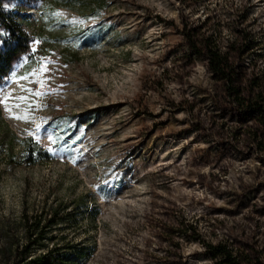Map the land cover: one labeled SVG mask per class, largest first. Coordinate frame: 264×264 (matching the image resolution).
<instances>
[{
  "label": "rangeland",
  "instance_id": "rangeland-1",
  "mask_svg": "<svg viewBox=\"0 0 264 264\" xmlns=\"http://www.w3.org/2000/svg\"><path fill=\"white\" fill-rule=\"evenodd\" d=\"M104 1L93 13L72 0H1L28 50L0 78V99L39 88L13 72L51 63L31 107L0 103V244L5 231L24 242L23 214L58 209L35 255L57 243L73 248L70 264H213L198 234L264 264V128L172 27L209 16L224 43L235 27L251 31L260 43L241 62L246 79L264 72V0ZM5 36L0 27V50ZM29 138L47 160L24 161Z\"/></svg>",
  "mask_w": 264,
  "mask_h": 264
},
{
  "label": "trees",
  "instance_id": "trees-1",
  "mask_svg": "<svg viewBox=\"0 0 264 264\" xmlns=\"http://www.w3.org/2000/svg\"><path fill=\"white\" fill-rule=\"evenodd\" d=\"M77 2V0H72ZM82 7H91L93 13L106 7L104 0H79ZM210 21L207 16L200 26H188L181 19L180 27L172 24L184 40L185 47L193 59L205 62L212 81L220 87L223 95L236 106L239 111L249 115L255 123L264 128V72H254L246 79L242 78L241 62L259 46V40L251 31L245 28H232V37L224 43L221 31L206 24ZM0 27L6 36L0 50V78L9 75L12 61L19 54L28 50V36L21 29L16 18L6 13L0 0ZM258 57V56H255ZM254 62V57L249 63ZM23 159L28 165L37 160H47V152L40 148L30 138L25 140ZM58 219V209L49 214L27 217L23 214L21 225L24 229V242L13 238L5 231L0 244V264H70L69 254L73 253L71 246L53 244L39 254L33 249L43 241L47 230ZM8 230V229H6ZM192 231L193 228H190ZM188 228L179 231L181 236L187 235ZM195 233V232H194ZM2 235V233H1ZM190 236L192 241L201 245L204 256L213 264H245L246 257L224 242L208 243L198 234ZM196 235V236H195ZM6 240L7 242H4ZM78 251V250H76Z\"/></svg>",
  "mask_w": 264,
  "mask_h": 264
},
{
  "label": "snow or ice",
  "instance_id": "snow-or-ice-1",
  "mask_svg": "<svg viewBox=\"0 0 264 264\" xmlns=\"http://www.w3.org/2000/svg\"><path fill=\"white\" fill-rule=\"evenodd\" d=\"M56 15H60L59 13H56ZM51 63L50 60L47 58H40V60L37 61V67L32 69L29 72H26L23 76L17 77V73L13 72L11 74L12 77L18 78L19 80L28 81L29 83H36L39 85L38 89H33L30 87H22V91L27 93L28 95H22L15 97V101H17L13 105H8L9 95L5 94L2 99H0V103H4L7 110L11 111L13 107L20 108L21 104H26L29 107H31V104L34 103V101L31 99L33 96H42L45 94L43 89H45L46 84L44 77V73H46L49 69L47 68V64ZM40 106V105H37ZM17 119H28V109L26 108L24 110V115H18L16 117ZM39 127V126H37ZM51 139V137H49Z\"/></svg>",
  "mask_w": 264,
  "mask_h": 264
}]
</instances>
